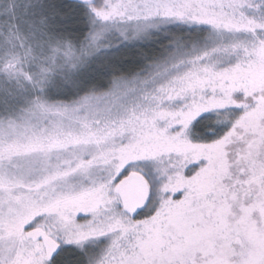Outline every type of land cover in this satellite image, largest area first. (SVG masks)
<instances>
[{
	"label": "snow or ice",
	"instance_id": "snow-or-ice-1",
	"mask_svg": "<svg viewBox=\"0 0 264 264\" xmlns=\"http://www.w3.org/2000/svg\"><path fill=\"white\" fill-rule=\"evenodd\" d=\"M89 3L104 21L176 18L246 32L252 39L195 57L167 90L154 89V96L141 97L118 118L91 114L90 100L69 110L37 97L23 121H0V264H51L61 232L76 243L113 234L95 264H264V16L249 11L264 12V0ZM99 39L92 34L94 43ZM49 52L53 62L60 55L77 57L70 43L60 41ZM214 53L235 54V62L221 67ZM20 64L21 58L9 53L2 70L10 78L23 75L34 86L51 71L42 67L33 76ZM177 100L182 103L173 107ZM230 106L243 111L225 134L214 140L193 137L202 114ZM34 114L48 117L45 127H28ZM65 138L94 151L87 158L72 151L65 164L41 167L40 157L62 148ZM142 158L168 162L161 169L158 206L137 219L152 203V185L135 169L121 173ZM96 166L108 169L104 179L67 183ZM82 213L89 218L79 221Z\"/></svg>",
	"mask_w": 264,
	"mask_h": 264
},
{
	"label": "rangeland",
	"instance_id": "rangeland-1",
	"mask_svg": "<svg viewBox=\"0 0 264 264\" xmlns=\"http://www.w3.org/2000/svg\"><path fill=\"white\" fill-rule=\"evenodd\" d=\"M0 0V6H1ZM14 1V9L16 11H22L24 14L30 11L32 7V3L30 0H22L19 2L18 0ZM38 1V0H35ZM100 3L98 4V2ZM256 3H259V0H255ZM103 0H96L97 6L102 5ZM95 4V5H96ZM90 7V12L93 18L91 22V36L94 33L100 34V39L98 42L94 43L91 38L89 41V45H85L84 50L80 51L74 49L77 53V57L74 60H69L66 57L60 55L55 58V63L63 65H67V71L65 75H62L61 78H52L49 73L47 74V79L40 86H35L34 88L42 93L44 86L49 85V87H55L57 84L62 83L63 85H70L73 83L74 78L78 76V72H76L78 66L86 65L87 62L92 58L93 54L99 53L101 50H105L111 47V51L98 56L96 59L108 58L110 56L116 57L124 50V53L129 52L134 46L140 45L142 42L147 44H156L158 42L157 39H152L149 37L150 34H155L159 36V40L161 43V39L167 40L171 35L177 34L178 31H169L165 29L173 24L179 22H186L188 20H180L176 18H165V17H151V18H140L133 20H114V21H104L96 16L92 7ZM250 14L260 18L264 16V12L261 9L257 8L254 10H249ZM208 24L206 22H201ZM212 27L208 33V39L204 40V43L194 42L189 44V47L182 48H173L170 46H174V44L166 45L164 50L166 49V53L163 54V59L160 61H156L150 65L142 75H132L129 77H125L121 74H110L106 83L109 85L106 89H95L90 91L87 95L80 97L72 102H50L48 100L42 99L39 97L41 102L44 104L55 108H67L69 110L78 107L80 104L85 102L86 100H90L91 103L88 106L87 111L91 114L96 115L97 117L104 118H118L123 116L127 109H131L133 105L141 98V97H150L154 96V89H159L161 87L167 90L169 82L173 80L177 75H179L182 71H184L189 62L192 61L195 57L200 56L204 52H211L214 48H219L222 45L231 43L235 40H248L252 39V35L246 32H228L225 30L216 29L211 24H208ZM165 29L164 31H161ZM161 31V34L159 35ZM127 42L125 48L121 49L117 48L120 44ZM169 47V48H168ZM117 48V49H114ZM17 48L13 44V51L21 58V64L19 65L20 70L23 73L29 74V70L27 68V60H25V56L18 54L20 50H16ZM41 49V48H40ZM33 50V49H32ZM36 51V50H35ZM50 51V48H49ZM26 53V52H25ZM50 53V52H49ZM28 55L27 57H31ZM51 53L48 57H50ZM6 54L1 52L0 50V61H2L3 57ZM62 58L60 62L57 61L58 58ZM9 58V56L7 57ZM6 58V59H7ZM44 60L42 62V67L45 65V55L43 56ZM94 59V58H93ZM90 60V63H92ZM212 59L218 62L219 66H227L230 63H234L236 56L235 54L230 53H214ZM5 61V60H4ZM48 61H51L48 59ZM69 62V63H68ZM33 63L35 60L33 59ZM54 62L51 63V71L56 67ZM26 64V65H25ZM76 65L73 68V65ZM4 66V64H3ZM45 67H48L45 65ZM41 70V69H40ZM38 70V73L40 72ZM4 76L6 77V82L8 81V74L5 72ZM8 76V77H7ZM10 78V77H9ZM16 82V90L9 84L8 87L4 89H0V121L5 120H17V122L23 121L27 110L31 107L32 103L36 100L33 99L31 105H27L26 109H23L21 112L19 109L23 108L26 104H19V100L22 98V93L24 94L28 85H24L29 81L25 78V76L21 75L19 79L13 77L11 78ZM107 85V86H108ZM15 91V92H14ZM77 93V89L74 90ZM14 94L12 95V93ZM171 95V93H169ZM182 103L181 100H177L173 102V107L179 106ZM243 109L238 106H230L227 109L221 110L216 113H221V118L219 119L221 123H228L229 127L223 134H225L229 128L231 127L233 121L241 114ZM213 112H206L201 115H207ZM214 114V113H213ZM13 115L16 117L13 118ZM200 118V117H199ZM198 118V119H199ZM48 117L44 114H34L29 117L30 124L29 128L40 126L41 128L45 127V120ZM193 131V128H192ZM222 134V135H223ZM0 135H3V131L0 130ZM221 135V136H222ZM66 139V143L62 146V148H58L54 150L48 156H41L37 163L43 167L48 164H56L59 163L61 165L65 164L67 161L71 159L70 153L72 151L82 153L86 158L90 155L94 148L90 145H77L75 146V142L70 139ZM168 161L165 159L163 161L153 158H142L136 161L130 162L121 175H126L129 171L135 169L136 171L142 172L143 175L147 178V180L151 183L153 189V200L147 208L144 209L147 215H150L155 211L156 207L159 203V189L163 183V177L161 175V169L165 166ZM108 174V169L105 166H96L92 170L86 173H76L67 179V183L80 186L87 185L93 179L101 180L106 177ZM140 216V213L136 215V218ZM88 216H85L83 213L77 218L79 221H84L88 219ZM43 219V218H42ZM48 222H54L52 217H48ZM139 219V218H137ZM59 244L63 246H74L81 249H88L89 252L93 254L90 262L91 264H95V261L101 257L106 249L110 246L111 241L113 239V234H105L98 237H91L81 243L69 242L64 239L62 232L59 237Z\"/></svg>",
	"mask_w": 264,
	"mask_h": 264
},
{
	"label": "trees",
	"instance_id": "trees-1",
	"mask_svg": "<svg viewBox=\"0 0 264 264\" xmlns=\"http://www.w3.org/2000/svg\"><path fill=\"white\" fill-rule=\"evenodd\" d=\"M18 1L22 2V0ZM30 2L32 7L29 12L24 14L22 11L14 9L13 0L1 1L0 50L6 56L0 61V89L8 87L10 84L16 90V82L7 76L8 84L5 81V72L2 70L4 60L9 56V53H14L12 50L13 44L20 50L18 54L21 57L22 55L25 56V60H27L26 69L33 76L42 68L41 64L44 60V55L45 65L49 68L51 67L53 61H48V56L50 54L49 48L54 42L70 43L73 49L80 51L84 50L85 45L90 44V27L93 18L89 6L68 0H30ZM165 29L178 32L171 35L167 40L162 38L161 41H164L163 43L160 42L159 36L155 35L157 33L150 34V38L158 40L156 44L150 45L142 42L126 53H124L125 49L120 50L125 48L127 42L122 43L117 47H120L118 51L121 53L116 57L110 56L106 59H96L98 56L113 50L111 47L93 54L92 58H90V60L94 58L91 61L92 63L89 60L86 65L78 66L76 70V72L79 71L78 76L76 79L74 78L73 83L70 85L59 83L56 88H53L47 84L44 86L43 92L40 93L31 82L24 84L28 85V87L24 94L22 93L19 104L25 103L26 105L18 111L21 112L26 109L27 105H31L33 99L37 97H42V99L50 102H72L95 89H106L109 87L106 81L112 73L116 75L123 73L121 75L125 77L142 75V72L145 73L152 63L163 59L162 55L166 53V49L164 50V47H167L166 45L174 44V46H170L171 49V47H189V44L194 42L202 44L204 40L208 39V33L212 27L201 22L186 21L173 24ZM28 48L33 49L32 52L35 53L30 58L25 53ZM33 59L35 63H33ZM61 60L63 59L60 57L57 59L58 62ZM55 64L56 67L53 71H50L49 75L52 78H61L68 70L67 65H63V63ZM76 89L77 93L74 91ZM14 117L16 115H13ZM220 118L221 113H210L197 119L193 126V137L198 140H214L220 137L229 127L228 123L219 122ZM146 215L145 211H143L137 218H142ZM92 256L93 254L88 249L61 245L60 252L52 259L51 264H91Z\"/></svg>",
	"mask_w": 264,
	"mask_h": 264
},
{
	"label": "water",
	"instance_id": "water-1",
	"mask_svg": "<svg viewBox=\"0 0 264 264\" xmlns=\"http://www.w3.org/2000/svg\"><path fill=\"white\" fill-rule=\"evenodd\" d=\"M68 1L73 2V3H78L81 5L91 6V4L89 3V0H68ZM91 3L96 4V0H91ZM60 250H61V245L59 244V247L53 253V258L60 252Z\"/></svg>",
	"mask_w": 264,
	"mask_h": 264
},
{
	"label": "clouds",
	"instance_id": "clouds-1",
	"mask_svg": "<svg viewBox=\"0 0 264 264\" xmlns=\"http://www.w3.org/2000/svg\"><path fill=\"white\" fill-rule=\"evenodd\" d=\"M75 66H76V65L74 64L72 67L75 68Z\"/></svg>",
	"mask_w": 264,
	"mask_h": 264
}]
</instances>
